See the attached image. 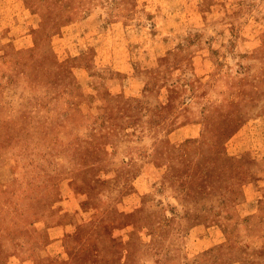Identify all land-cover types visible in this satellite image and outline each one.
<instances>
[{
    "label": "rangeland",
    "instance_id": "374dc122",
    "mask_svg": "<svg viewBox=\"0 0 264 264\" xmlns=\"http://www.w3.org/2000/svg\"><path fill=\"white\" fill-rule=\"evenodd\" d=\"M24 1L0 36V264H263L264 203L242 188L264 174V0H158L178 41L126 39L122 69L79 54L76 28L92 13L149 36L153 6Z\"/></svg>",
    "mask_w": 264,
    "mask_h": 264
},
{
    "label": "crops",
    "instance_id": "0c3cea01",
    "mask_svg": "<svg viewBox=\"0 0 264 264\" xmlns=\"http://www.w3.org/2000/svg\"><path fill=\"white\" fill-rule=\"evenodd\" d=\"M143 1L146 2L147 7L150 5L153 6L152 11L157 14L155 18L151 19L154 22L151 24L153 30L152 33H148L150 34L149 36H146L148 27H145L143 23L141 27H139L140 25L135 24H121L120 26L117 24L114 26L113 23H111L112 27H110L108 24L103 25L101 22L96 23L92 13H89L91 15L83 21V23H85L84 25H87L89 29L85 30L83 27V29L79 28L80 26H77L76 28L78 30L81 29L79 30L81 33H78L77 37L79 46L76 45L77 43H75V38L73 44L74 47L78 46V53L81 54L86 48H92V55L94 58H99L98 60L101 61H107L108 63L113 64L117 69H122V66L125 65L126 61L124 59L119 61L118 58H111V56H115L118 52L124 51V40L126 39L127 41L132 40L142 47H145L144 44L147 42L149 50L143 55H152L161 51L162 47L174 45L175 41H178L179 39L181 28L177 21L169 22L170 18H163V14L173 17L174 14L170 15V12L172 11L166 12L163 8L158 9L156 4L158 0H152L153 2L150 0ZM149 1L151 4L148 3ZM159 4H161V2H159ZM26 10L27 5L24 0H0V36L3 33L7 35V39L10 37L12 38L13 36V39L16 38L17 33L25 27L24 23ZM167 22L169 23L167 24ZM67 28L69 29L68 32L65 30V33H62L59 37L61 41H64L66 33L75 32L73 24H69ZM91 29L92 31H90ZM163 34L167 36L164 37ZM125 89L130 92V86ZM138 90L137 84V91L133 92L131 90L129 94L135 95L139 92ZM251 129L252 128H249L248 124H245L235 133L233 137L234 147L238 146V140L240 137L248 136V133L252 132ZM199 132L200 124L193 121L181 128L178 127L177 129L171 131V133H169V137H171L173 141H181L186 137H194L198 135ZM258 157L264 158V147L259 149ZM261 176L262 182L246 183L242 188L244 203L253 206L254 209L252 211L254 212L259 211V206L261 205L259 197H263L262 192H264V174ZM238 263L241 264L242 262L239 260Z\"/></svg>",
    "mask_w": 264,
    "mask_h": 264
},
{
    "label": "trees",
    "instance_id": "16d2710c",
    "mask_svg": "<svg viewBox=\"0 0 264 264\" xmlns=\"http://www.w3.org/2000/svg\"><path fill=\"white\" fill-rule=\"evenodd\" d=\"M242 127V126H241ZM240 127V128H241ZM239 128V129H240ZM239 129H237L236 131H235V133L239 130ZM252 131V130H251ZM235 133H234V135H235ZM253 131L251 132V133H249L250 134V136H253ZM199 134H200V132H199ZM198 134V135H199ZM234 135H233V137H234ZM197 136V135H196ZM195 137V136H194ZM233 137H232V140H233ZM187 138H189V137H187ZM191 138H193V137H191ZM231 140V141H232ZM234 141V140H233ZM240 146V147H239ZM238 147V148H237ZM237 147H235V148H237V149H235V153L237 152V153H241L242 151H243V149H242V142H238V146ZM262 176H257V178H256V182H262V178H261ZM264 182V181H263ZM262 194H263V197H259V201H260V203H261V205L259 206V210H261L262 209V206H263V203H264V192H262ZM244 196V195H243ZM244 199V198H243ZM244 201V200H243ZM253 215H256V214H253ZM251 218H252V216H251ZM222 246V243L221 244H218V246L217 247H221ZM214 248H216V247H214ZM212 250V248L211 249H209L208 251H211ZM207 251V252H208Z\"/></svg>",
    "mask_w": 264,
    "mask_h": 264
}]
</instances>
